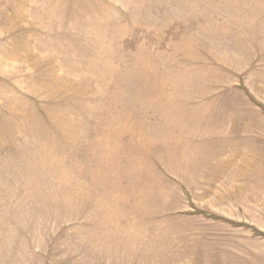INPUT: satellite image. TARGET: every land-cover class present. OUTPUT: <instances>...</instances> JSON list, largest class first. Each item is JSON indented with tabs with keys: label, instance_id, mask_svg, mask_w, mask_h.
<instances>
[{
	"label": "rangeland",
	"instance_id": "1",
	"mask_svg": "<svg viewBox=\"0 0 264 264\" xmlns=\"http://www.w3.org/2000/svg\"><path fill=\"white\" fill-rule=\"evenodd\" d=\"M0 264H264V0H0Z\"/></svg>",
	"mask_w": 264,
	"mask_h": 264
}]
</instances>
